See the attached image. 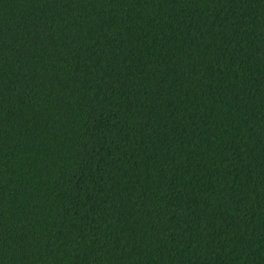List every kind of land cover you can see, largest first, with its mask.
Wrapping results in <instances>:
<instances>
[{"label": "trees", "instance_id": "1", "mask_svg": "<svg viewBox=\"0 0 264 264\" xmlns=\"http://www.w3.org/2000/svg\"><path fill=\"white\" fill-rule=\"evenodd\" d=\"M0 264H264V0H0Z\"/></svg>", "mask_w": 264, "mask_h": 264}]
</instances>
